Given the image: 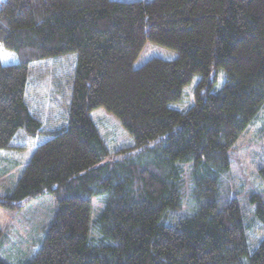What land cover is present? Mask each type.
<instances>
[{"label": "trees", "instance_id": "obj_1", "mask_svg": "<svg viewBox=\"0 0 264 264\" xmlns=\"http://www.w3.org/2000/svg\"><path fill=\"white\" fill-rule=\"evenodd\" d=\"M148 42L176 59L135 68ZM1 47L18 62L0 58V153L21 134L47 140L0 208L56 203L23 264H264V238L250 236L225 180L264 104V0H0ZM62 60L65 122L45 129L30 110L31 78ZM196 78L193 104L173 109ZM97 109L131 141L109 148ZM257 174L264 184V159ZM94 198L103 208L91 224ZM251 203L264 224V195Z\"/></svg>", "mask_w": 264, "mask_h": 264}, {"label": "rangeland", "instance_id": "obj_2", "mask_svg": "<svg viewBox=\"0 0 264 264\" xmlns=\"http://www.w3.org/2000/svg\"><path fill=\"white\" fill-rule=\"evenodd\" d=\"M176 57V52L148 42L134 67L140 68L153 58L171 61ZM0 58L4 64L18 62L16 55L3 47L0 48ZM67 61H45L37 74L31 78L28 94L30 110L43 121L45 129L58 128L65 122L64 109L68 105V97L64 95V92L58 91L56 77H61L62 73L68 71L71 62ZM198 79L196 78L186 89L185 101L171 105L173 109L183 111L193 104L194 87ZM223 82L216 85L214 92L222 88ZM91 116L109 148L131 141L118 120L104 109L93 111ZM46 140V137L30 139L21 134L14 147L0 153V195L14 188L34 151ZM230 158L231 171L225 178L229 196L236 198L241 209L247 212L245 222L251 227L250 236L260 241L264 238V224L248 216V212L253 206L252 194L264 195V184L257 174L259 161L264 159V104L248 129L235 143L230 152ZM100 201L98 198L93 200L91 224L97 220L103 208ZM55 212L56 203L51 195H45L40 200L26 204L20 211L13 212L0 208V256L7 264H23L38 252L52 224Z\"/></svg>", "mask_w": 264, "mask_h": 264}]
</instances>
